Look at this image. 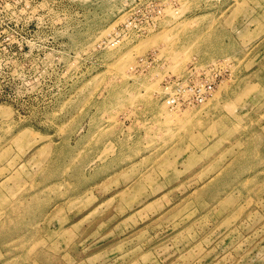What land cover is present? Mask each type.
Instances as JSON below:
<instances>
[{
    "label": "rangeland",
    "instance_id": "1",
    "mask_svg": "<svg viewBox=\"0 0 264 264\" xmlns=\"http://www.w3.org/2000/svg\"><path fill=\"white\" fill-rule=\"evenodd\" d=\"M233 81L264 85V0H0V264H264V119L207 110Z\"/></svg>",
    "mask_w": 264,
    "mask_h": 264
},
{
    "label": "crops",
    "instance_id": "2",
    "mask_svg": "<svg viewBox=\"0 0 264 264\" xmlns=\"http://www.w3.org/2000/svg\"><path fill=\"white\" fill-rule=\"evenodd\" d=\"M223 80H224V77H223V79L217 84V86H216V88H215V90H214V92H213V94L216 92V90H217V88L220 86V84L223 82ZM244 84V85H243ZM241 85H243V86H241ZM264 87V85L262 84V83H260V82H258V81H252V82H241V81H239V82H237V81H233V82H231V83H229L228 84V90L229 91H231V93H232V97H224L223 96V93H220V96H218V97H216V98H214V99H212L213 101L209 104V107H208V111H209V109H210V107L212 106V107H220L221 109H223L224 108V106L225 105H229V106H232V105H234L235 106V110L233 111H231L228 115L227 114H221V116H219L218 117V119L220 118V117H224L223 119H221L222 121L223 120H229V121H231L233 118H236V117H238V114H236L237 112H239V110L243 107L242 106V102L243 101H247L246 102V104L247 105H250V103H252V105L250 106L251 108L252 107H255V109H253L251 112H254L253 114H254V116L255 117H253L252 118V121H254V119L255 120H258V121H260V118H263L264 119V112H261V113H255L256 111H258L257 109H259V108H264V97H261V98H257L256 97V95H255V90L257 91V90H259V89H261V88H263ZM246 89V91H244L243 93L241 92V90H245ZM250 90H253V92H248V91H250ZM246 92V93H245ZM213 94L211 95V97L209 98V99H211L212 98V96H213ZM240 94V95H239ZM239 95V96H238ZM245 95H249V96H247L246 98H243ZM251 101V102H249V100ZM245 104V105H246ZM207 115V113H202V114H198V115H196V117L198 118V119H200L201 121L203 120V122L206 120L205 119V116ZM238 121V120H237ZM225 127H229V126H227V125H225ZM258 129H261L262 131H264V125H262V126H258ZM205 130H206V128H203L202 129V132L201 133H204L205 132ZM161 146H159L157 149H159ZM181 150L183 151L184 150V148H181ZM162 152V151H161ZM188 152V151H187ZM160 153V151H158L157 150V154H159ZM149 154H150V156H149ZM155 154H156V150H155V148L154 147H152L151 146V149H150V151H149V153L148 154H145V155H142V153H141V158H140V160L142 161L143 159H145V158H150V160L152 161V160H154L155 158H157L156 156H155ZM181 155H184V154H181ZM155 157V158H154ZM165 159V157H163L162 158V160H164ZM179 159L181 160V161H184V156L182 157V158H177V161H179ZM135 163L137 164L138 163V159L135 161ZM158 165H159V163H158ZM158 165H157V167H156V169L158 168ZM164 166H166V163L164 164ZM145 175V174H144ZM54 186V187H56L57 186V183L55 184H50V183H46V182H44V184L42 185L41 184V186H39V193H42L43 191H45L46 190V188H49V187H51V186ZM40 188H43V189H40ZM56 199H58V198H56ZM57 205H58V201H56L55 203H54V208L53 209H55L56 207H57ZM45 216V215H44Z\"/></svg>",
    "mask_w": 264,
    "mask_h": 264
},
{
    "label": "built area",
    "instance_id": "3",
    "mask_svg": "<svg viewBox=\"0 0 264 264\" xmlns=\"http://www.w3.org/2000/svg\"><path fill=\"white\" fill-rule=\"evenodd\" d=\"M221 77L220 71L214 72L212 79L209 74L200 71L191 79L174 78L165 92L164 102L175 110L199 106L211 97Z\"/></svg>",
    "mask_w": 264,
    "mask_h": 264
},
{
    "label": "bare ground",
    "instance_id": "4",
    "mask_svg": "<svg viewBox=\"0 0 264 264\" xmlns=\"http://www.w3.org/2000/svg\"><path fill=\"white\" fill-rule=\"evenodd\" d=\"M208 101V100H207ZM205 103V102H204Z\"/></svg>",
    "mask_w": 264,
    "mask_h": 264
}]
</instances>
